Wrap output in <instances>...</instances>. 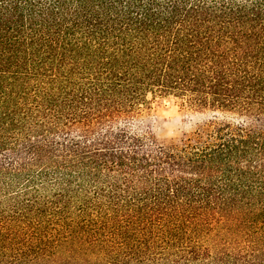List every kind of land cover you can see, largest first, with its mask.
<instances>
[{
  "label": "trees",
  "instance_id": "obj_1",
  "mask_svg": "<svg viewBox=\"0 0 264 264\" xmlns=\"http://www.w3.org/2000/svg\"><path fill=\"white\" fill-rule=\"evenodd\" d=\"M0 264H264V0H0Z\"/></svg>",
  "mask_w": 264,
  "mask_h": 264
},
{
  "label": "rangeland",
  "instance_id": "obj_2",
  "mask_svg": "<svg viewBox=\"0 0 264 264\" xmlns=\"http://www.w3.org/2000/svg\"><path fill=\"white\" fill-rule=\"evenodd\" d=\"M214 116L212 113L181 115L172 100L157 98L135 125L139 130L153 132L159 139L168 140L193 133L202 124L213 120Z\"/></svg>",
  "mask_w": 264,
  "mask_h": 264
}]
</instances>
